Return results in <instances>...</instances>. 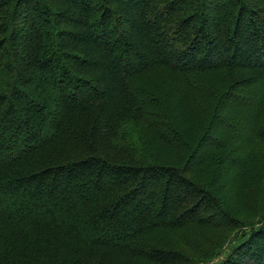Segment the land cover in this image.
I'll list each match as a JSON object with an SVG mask.
<instances>
[{"label": "trees", "instance_id": "1", "mask_svg": "<svg viewBox=\"0 0 264 264\" xmlns=\"http://www.w3.org/2000/svg\"><path fill=\"white\" fill-rule=\"evenodd\" d=\"M240 94L264 100V0H0V264L178 263L148 239L229 224L212 171L241 170L228 126L206 128ZM150 104L172 162L134 159L122 138ZM261 200L220 264H264Z\"/></svg>", "mask_w": 264, "mask_h": 264}, {"label": "rangeland", "instance_id": "2", "mask_svg": "<svg viewBox=\"0 0 264 264\" xmlns=\"http://www.w3.org/2000/svg\"><path fill=\"white\" fill-rule=\"evenodd\" d=\"M206 78L209 81H213L214 84L220 81L218 75L206 76ZM216 85H221V83H217ZM240 96L243 101L231 100L232 103H222L225 105L222 106V110H214V113L218 112V116H213L210 126L206 128L214 139H221L222 131L228 126L227 136L230 139L227 140V143L232 148L228 144L226 146H228V150L229 148L232 149L231 156H236L237 166L241 170H238L237 180L235 174L223 178L220 176V173L219 176L217 175L219 170L215 169L212 171L214 174L212 175L213 181L210 183V186L213 187L219 201V206L227 216L229 224L221 225L218 228L189 226L181 229H166L150 235L151 237L148 239L149 245L169 249L179 254V260L176 264H220L231 252V249L256 225V221L260 216L258 213L261 211L262 205L261 207L257 206V204L251 205L250 201L251 199L254 201L259 198H262L261 201H264V138L253 141L251 125L254 119L251 120V118L253 112H256L254 117L257 126H264V100L261 102L262 100L256 97L254 104L250 105L246 98L251 99L253 98L252 95L240 94ZM243 103H246V105H243ZM247 104H249V107H247ZM202 106H206L204 100H201L200 106L197 107L196 105L193 113L201 110ZM240 106H246L248 109L247 113H243V111L237 112L241 110ZM152 111L153 113L154 111L156 112V106L154 104L147 105V113H145L144 119L125 125L121 134L122 138L131 148L134 159H140L143 162H156L159 160L172 162L174 158L169 155L172 151L165 147L161 148L156 143L155 131L160 119L156 118V113L154 115L151 114ZM159 113L161 112L159 111ZM206 120L208 121V117H206ZM175 122V124L169 123L173 128L177 129V132L181 136L186 124L181 123L177 117H175ZM166 123L169 124L168 122ZM200 141L198 142L200 143ZM198 142L196 144L195 142H191L189 146L196 147L197 152L204 151L206 145L204 142H201V145ZM231 142H234V145ZM220 144L221 146L217 145L218 147H215V151H218L224 145L222 141ZM226 146L223 147L225 148ZM239 147L240 150H238ZM213 150L214 147L208 154V156L210 155V159L211 154L215 155L216 153ZM210 166L211 163H204L201 165V168L204 171V169H208ZM197 169L194 171V178H201L202 172L200 171L202 170L198 171ZM234 183H239L242 189L235 191L234 187L236 186ZM225 187L228 188L227 191L224 190ZM142 264L153 263L143 262Z\"/></svg>", "mask_w": 264, "mask_h": 264}]
</instances>
